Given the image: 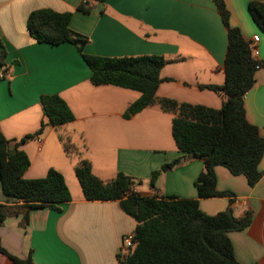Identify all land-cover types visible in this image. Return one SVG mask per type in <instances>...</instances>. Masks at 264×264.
<instances>
[{
    "label": "crops",
    "instance_id": "obj_1",
    "mask_svg": "<svg viewBox=\"0 0 264 264\" xmlns=\"http://www.w3.org/2000/svg\"><path fill=\"white\" fill-rule=\"evenodd\" d=\"M81 0H0V42L6 50L8 76L0 70V131L6 139L19 141L33 135L43 118L40 95H58L74 119L59 127L46 125L19 149L30 165L25 179L43 177L50 168L62 174L71 200L60 212L48 208L30 210L25 228L21 214L5 218L0 226L1 245L35 264H118L121 237L132 233L135 223L122 212L119 202L88 201L75 181L74 167L62 154L60 136L68 137L102 181L118 172L133 178V191L164 197L197 199L194 182L204 165L184 159L161 172L153 187V171L170 164L178 152L171 136L173 114L154 103L129 119L122 117L139 94L112 85L94 86L90 71L70 43L50 45L33 40L27 29L28 15L38 9L70 12L69 28L88 39L84 53L99 57L161 56L164 79L156 99L221 107L222 98L199 85L221 86L227 39L212 0H105L94 3L90 13L76 11ZM229 25L248 41L257 35L256 59L264 63V32L252 21L247 5L253 0H223ZM264 1V0H258ZM245 118L264 136V66L254 74V85L243 97ZM264 169V153L258 164ZM216 190L231 198L198 199L199 208L214 215L230 208L236 218L252 213L250 225L230 232L234 257L240 264H264V175L249 187L246 179L214 168ZM75 178V179H74ZM78 184V185H77ZM0 264H12L0 256Z\"/></svg>",
    "mask_w": 264,
    "mask_h": 264
},
{
    "label": "trees",
    "instance_id": "obj_2",
    "mask_svg": "<svg viewBox=\"0 0 264 264\" xmlns=\"http://www.w3.org/2000/svg\"><path fill=\"white\" fill-rule=\"evenodd\" d=\"M105 0H81L76 11L88 14L94 3ZM226 32L227 46L223 60L224 82L221 86L199 85L222 98L221 107L213 109L199 104L156 99L161 68L167 63L161 56L140 55L99 57L84 53L88 39L69 28L70 12L57 13L50 9L32 11L26 20L30 37L38 43L74 45L90 71L94 86L112 85L135 91L138 98L122 114L129 119L157 102L164 112L173 114L171 136L182 158L153 171L149 186L156 177L170 170L184 159L202 161L204 170L194 182L197 199L160 196L156 191L144 195L133 191L135 180L122 172L102 181L91 171L86 160L74 167V176L83 197L88 201L119 202L120 209L134 223L133 246L120 251L118 264H240L234 257L230 232H238L251 223L252 213L236 218L230 208L207 215L199 208L198 199L227 197L231 192L216 190L214 168L222 166L233 176L241 175L253 187L264 175L258 164L264 153V136L257 127L247 122L243 107L244 95L254 85L255 72L264 66L252 55L248 42L237 27L229 25V12L223 0H212ZM255 25L264 32V1L253 0L247 5ZM6 50L0 42V70L8 76ZM38 103L43 118L38 130L19 141L6 139L0 131V226L5 218L21 214L20 226L25 228L30 210L48 208L60 212V205L71 200L61 173L53 168L40 178L25 179L30 165L27 155L19 149L26 138L37 137L46 125L59 127L74 117L64 100L54 95H40ZM63 150L68 148L59 137ZM0 256L12 264H35L29 252L25 258L8 252L0 242Z\"/></svg>",
    "mask_w": 264,
    "mask_h": 264
},
{
    "label": "built area",
    "instance_id": "obj_3",
    "mask_svg": "<svg viewBox=\"0 0 264 264\" xmlns=\"http://www.w3.org/2000/svg\"><path fill=\"white\" fill-rule=\"evenodd\" d=\"M258 42V36L255 35L252 37L251 47L252 55L256 58L258 55V50L256 43ZM133 246V233L125 234L121 237L120 251H126Z\"/></svg>",
    "mask_w": 264,
    "mask_h": 264
},
{
    "label": "rangeland",
    "instance_id": "obj_4",
    "mask_svg": "<svg viewBox=\"0 0 264 264\" xmlns=\"http://www.w3.org/2000/svg\"><path fill=\"white\" fill-rule=\"evenodd\" d=\"M63 138H64V142H65V144H66V146H67V148H68V153L66 154L65 152H64V150H63V145H62V154L64 155V157H66V159H68L69 161H72V163H78L79 161H81L82 159H81V157H80V154H78L77 152H76V150L74 149L75 147V144L74 143H72V141L70 140V138H68V137H64L63 136ZM75 179V178H74ZM76 183H77V181H75ZM78 185V184H77Z\"/></svg>",
    "mask_w": 264,
    "mask_h": 264
}]
</instances>
